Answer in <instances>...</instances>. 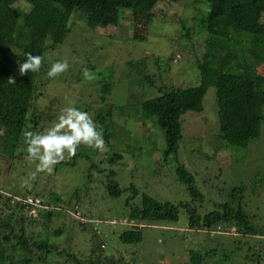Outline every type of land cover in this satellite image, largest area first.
Segmentation results:
<instances>
[{
  "label": "trees",
  "instance_id": "obj_1",
  "mask_svg": "<svg viewBox=\"0 0 264 264\" xmlns=\"http://www.w3.org/2000/svg\"><path fill=\"white\" fill-rule=\"evenodd\" d=\"M162 1L0 0V264H29L34 256L37 264H129V261L121 260L123 253L143 246L144 228L182 219L188 230L206 233L207 241L218 240L217 245L222 244V237L211 236V232L229 228L238 235L230 238L232 241L239 240L246 245L257 241L264 245V195L260 197L259 194L253 204L251 199L246 201L244 186L227 191L221 188L214 203L206 202L213 207L206 211L204 197L194 177L184 166L169 163L179 153L184 120L202 114L205 97L211 89L218 137L226 147L244 149L260 136L264 122V75L259 73V68L264 66V0H197L204 9H195L190 21L205 35L202 59L196 60L200 76L198 85L158 87L155 76L146 71L144 61L138 59L143 71V85H148L149 91H155L154 97L135 104V112L131 115H128V105L110 104L98 108L92 116L110 150L103 157L111 156L112 162L105 166L103 157L96 160L98 150L89 157L90 151H85L81 145L75 155L70 156V161H61L58 168L74 172L79 162L82 163L83 185L78 186L84 189L80 191V187H76L69 199L58 196L54 204L45 201V190L39 189L37 174L29 181L35 169H29L31 174L20 171L21 181L32 184L34 197L46 207L38 211V221L43 218L41 224L30 223L25 206L13 199L26 195L13 185L18 181V175L12 174L15 167L21 166L22 161L36 167L27 156L17 153L21 144L25 146L22 133L31 102L40 94L35 93L38 72L24 75L19 72V65L26 55L45 57L49 46L59 47L71 31L72 17L84 21L88 29L106 28L117 26L121 12L127 10L152 27L154 11ZM22 3L30 9H22L19 6ZM181 25L189 36L190 27L183 22ZM139 40H142L141 36ZM179 48L184 45L179 43ZM97 75L101 83V101L104 102L114 84L109 73ZM10 78L15 83H9ZM36 112L34 109L32 114ZM121 115L125 118L135 116L144 125L151 123L161 132L165 145L163 161L173 171L174 185L184 187L181 191L188 199L178 190L173 192L182 198L179 201L146 194L133 184L136 178L131 175L128 185L121 182L125 176L119 174L121 170L116 162H122V153L113 151L112 147L116 117ZM38 119L30 120L32 131L38 128ZM150 175L158 177L159 174L149 172L144 175L146 186L154 188L159 180H148ZM10 188L12 194L5 198V190ZM223 199L226 201L221 203ZM110 203L116 205L113 207ZM192 234L188 241L193 248L186 250V264H209L210 260H213L212 264H229L232 255L243 251L240 246L222 252L209 249L213 247H208L207 241L195 245ZM63 236V242L57 244L54 239ZM249 249L251 259L264 256L255 247Z\"/></svg>",
  "mask_w": 264,
  "mask_h": 264
},
{
  "label": "rangeland",
  "instance_id": "obj_2",
  "mask_svg": "<svg viewBox=\"0 0 264 264\" xmlns=\"http://www.w3.org/2000/svg\"><path fill=\"white\" fill-rule=\"evenodd\" d=\"M19 6L22 9H30L24 3ZM197 8L204 9L201 2L197 3V0H163L154 11L155 20H153L152 27L139 21L137 17H133L134 15L127 10L121 12L117 26L106 28L88 29L84 21L72 17L71 31L67 38L59 47L49 46L43 59L42 67L36 77L38 84L35 87V93L40 94L35 101L31 102L24 131L33 130L30 120L36 117L39 118V126L36 131H43L50 127L56 122L61 109L69 105L81 108V111L88 112L91 117L98 108H105L110 104L124 107L128 105V115L133 114L135 104L151 99L156 94L153 90L149 91L148 85H143V71L138 59L144 61V69L155 76L158 87L164 85H168L167 88L169 86L181 88L182 86L185 88L197 86L200 76L196 60L201 61L202 59L205 36L190 21ZM177 22L179 23L177 24ZM181 22L186 27H190H188L189 36L186 34L187 31L182 28ZM140 36L142 40H139ZM179 43L184 45V48H179ZM57 61H67L68 70L58 77L48 78L47 71L51 64ZM89 67L94 69H88ZM85 68L93 70L96 75L93 80L84 79L83 70ZM104 72L111 75L110 80L114 85L111 88V93L104 97L105 101L102 102L99 92L101 83L97 74ZM259 73L264 75V66L259 68ZM34 109L37 111L35 115L32 114ZM116 124L117 127L113 128L112 132V147L113 151L122 153V162L120 164L119 161L116 162L121 170L119 174L125 176L124 180L120 179L121 182L128 185L131 175L136 178L133 184L146 194L162 197V200H182L173 191L178 190L182 194L181 190L184 187L177 188L174 185L173 171L169 169L170 165L163 161L162 150L165 145L161 132L151 123L144 125L135 116L116 117ZM217 127V112L211 89L205 97L202 114L187 117L184 120L183 140L179 153L176 157H172L169 163L184 166L194 177L197 187L204 197L206 211L213 209L212 204L207 205L206 202L210 200L214 203L221 188L227 191L244 186L243 195H245L246 201L251 199L254 204L259 194L260 197L264 195V184L262 185L264 182V122L261 126L260 136L244 149L226 147L218 137ZM22 140H24L23 133ZM82 148L85 151H90L88 156L93 157V149L83 146ZM25 149L26 147L21 144L17 153L26 157ZM98 151L97 161L110 150L104 144V148ZM109 154L111 153L109 152ZM110 157L109 155L103 157L105 166L112 162ZM63 161H70V156H66ZM81 164L79 162V165L74 168L76 170L74 172L67 168H58L57 164V171L54 167L51 172L37 173L38 187L45 190L44 199L47 203L54 204L58 196L61 199H69L76 187H80L78 189L83 191L84 187L78 186L82 184L83 167ZM21 166L15 167V172L12 173L18 175L16 176L18 181L13 185L19 189L22 195L34 196L32 184L23 183L19 172L31 174L29 169H36V167L25 161L21 162ZM149 172H153L155 175L159 174L158 177L149 176L148 180L154 181L155 179L156 182L159 180V184L154 188L146 186L145 183L144 175H148ZM140 178H142L141 182ZM31 180L30 176L29 181ZM254 182H258V185L255 186ZM12 189L15 190L13 187ZM11 191V188L5 190V198H9V195L12 194ZM173 195L176 197H172ZM185 196L188 199V196ZM225 201L223 199L221 203ZM110 205L114 207L116 204L110 203ZM8 218L10 219V217ZM38 220L30 223L38 225L43 222V218ZM117 223L119 224V222ZM148 227L150 228L142 230L143 242L141 245L143 246L123 253L124 256L121 260H127L129 264H186V250L193 248L192 243L188 241L191 233H193L195 245L196 243L203 245L207 241L206 233L188 230L184 219L176 223ZM217 230L211 232L210 235L218 234L216 237H222L220 239L222 244L217 245L218 240H209L207 241L208 247H213L209 249H218L222 252L223 249L231 251L236 250V246L243 247V251L239 253H242V256L232 255L229 258V264H264V256L262 259H251L252 251H248L249 248L255 247L260 254L264 255L262 243L253 241L252 244H248V247L245 242L240 241L239 243V240H230V238H234L233 236H238L233 229H224L223 232ZM63 238L65 237L54 240L57 244H61ZM212 262L213 260H210L209 264ZM29 264H37L35 256Z\"/></svg>",
  "mask_w": 264,
  "mask_h": 264
},
{
  "label": "clouds",
  "instance_id": "obj_3",
  "mask_svg": "<svg viewBox=\"0 0 264 264\" xmlns=\"http://www.w3.org/2000/svg\"><path fill=\"white\" fill-rule=\"evenodd\" d=\"M43 59L44 57L40 55L27 54L26 59L19 65L20 74L39 72ZM68 68L67 61L52 63L47 71V77H58ZM83 77L86 80L95 78L87 68L83 70ZM8 82L15 83L11 78ZM23 138L27 159L36 163L32 179L37 173L51 172L66 156L75 155L81 145L93 150H101L105 144L102 130L89 113L81 111L74 105L62 108L56 122L43 131H23Z\"/></svg>",
  "mask_w": 264,
  "mask_h": 264
},
{
  "label": "built area",
  "instance_id": "obj_4",
  "mask_svg": "<svg viewBox=\"0 0 264 264\" xmlns=\"http://www.w3.org/2000/svg\"><path fill=\"white\" fill-rule=\"evenodd\" d=\"M14 201L21 202L25 206V215L30 221L38 219V211L42 208H46L42 205L41 200L31 195H25L24 197H13Z\"/></svg>",
  "mask_w": 264,
  "mask_h": 264
}]
</instances>
